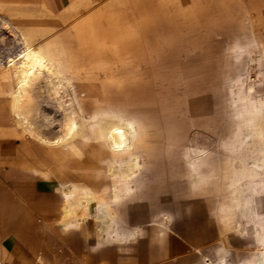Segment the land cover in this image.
I'll use <instances>...</instances> for the list:
<instances>
[{"label":"rangeland","instance_id":"1","mask_svg":"<svg viewBox=\"0 0 264 264\" xmlns=\"http://www.w3.org/2000/svg\"><path fill=\"white\" fill-rule=\"evenodd\" d=\"M64 1L0 0L13 123L0 132V213L18 209L7 221L38 232L20 264H264V0ZM54 40L62 88L39 89L37 117L54 135L59 103L77 109L78 153L39 141L10 104L26 46ZM106 120L134 124L125 153L101 139ZM43 156L50 178L10 167ZM9 244L0 261L18 264Z\"/></svg>","mask_w":264,"mask_h":264},{"label":"bare ground","instance_id":"2","mask_svg":"<svg viewBox=\"0 0 264 264\" xmlns=\"http://www.w3.org/2000/svg\"><path fill=\"white\" fill-rule=\"evenodd\" d=\"M17 64L16 66H18ZM19 66L20 68L17 69L19 71L18 79L14 89L11 90L12 109L14 113L19 118L30 123L31 126L30 128L28 127L30 133L39 141L51 146L55 151L64 154L82 151L84 144L82 140L78 138L79 133L82 131V127L77 119V109L69 111L65 108L66 106L64 107V102L59 103V129L54 135L49 134V131L45 129L40 122V118L37 117V115L40 116L39 113H41L39 103H41L43 96L39 89L44 86L49 89L52 85L62 88L61 80L52 69L53 65L49 63L41 52L27 45L22 53ZM72 104L73 102L70 105ZM98 131L106 147L113 153L119 154L125 153L126 149L131 147L132 141L137 135L135 126L132 122L102 121ZM74 192L75 191L72 189L63 191L66 203L65 207L68 210L70 208L67 207V203L71 205V199L75 196ZM96 198L99 201L105 200V198L101 196Z\"/></svg>","mask_w":264,"mask_h":264},{"label":"crops","instance_id":"3","mask_svg":"<svg viewBox=\"0 0 264 264\" xmlns=\"http://www.w3.org/2000/svg\"><path fill=\"white\" fill-rule=\"evenodd\" d=\"M57 2L60 5H63L65 1L64 0H57ZM56 42L57 41H55V40L50 41V42H48L42 46H39V47H34L31 44H29V45L34 50L41 52L44 55V57L49 61V63L51 65L55 66L56 69H58V71L63 73L64 68H63L62 62H61L62 61L61 55L63 53V49H61V47L59 45H56ZM10 104L12 107V95H11ZM3 106H4L3 100H2V97L0 96V132H2L4 129H6V130L13 129L12 128L13 123L8 124V125L2 123V121H7V120H4V117H3ZM9 123H10V121H9ZM2 125H7V126L4 127ZM1 138L2 137H0V139ZM21 162H24L26 164L23 167L19 166L20 165V159H18V160H15L14 162L10 163L11 164L10 167L12 169L19 167L20 169H22V171H21V173H22L24 171V169L29 168L30 166L32 167V165L33 166L37 165L38 167H40V165H41L42 170H38V171H34V172H36L37 174H40V172H42L41 175H43L45 178H50V176H49V165H48L49 157L48 156H46V158H45V156H43L42 159H40V158L39 159H33L32 162L24 161V160H22ZM17 210L18 209H12L11 211H9L8 214L7 213L6 214L0 213V242L2 240L6 239L9 243L10 242L13 243V244H9V247L12 248V251L16 252L17 255L14 259H16V262L18 264H20L19 257H18L20 251L21 250L23 251V255L20 254L21 255L20 257H24V258L29 259L30 257H32L33 253L35 252V250H34L35 248L34 249L24 248L25 249L24 250L23 248H21V245H19V243H26V242H32V241L36 242L38 239V237H37L38 232L36 231L37 230L36 225H35V227H32L31 225H26V226L23 225L20 227V229H18V225L16 222L10 223L7 221L8 218H10L11 220L14 218H18ZM12 233H15L16 236L15 237H12L14 235L10 236ZM74 235H75V233H74ZM8 236H10V237L8 238ZM15 242H17L18 244L15 245Z\"/></svg>","mask_w":264,"mask_h":264},{"label":"built area","instance_id":"4","mask_svg":"<svg viewBox=\"0 0 264 264\" xmlns=\"http://www.w3.org/2000/svg\"><path fill=\"white\" fill-rule=\"evenodd\" d=\"M0 264H5V263H3V262L0 261Z\"/></svg>","mask_w":264,"mask_h":264}]
</instances>
